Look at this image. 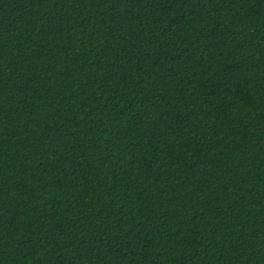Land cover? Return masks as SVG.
I'll return each mask as SVG.
<instances>
[{"label":"trees","instance_id":"obj_1","mask_svg":"<svg viewBox=\"0 0 264 264\" xmlns=\"http://www.w3.org/2000/svg\"><path fill=\"white\" fill-rule=\"evenodd\" d=\"M0 264H264V0H0Z\"/></svg>","mask_w":264,"mask_h":264}]
</instances>
